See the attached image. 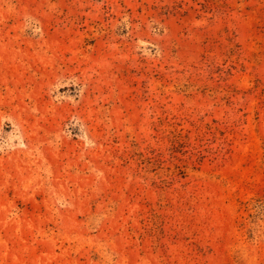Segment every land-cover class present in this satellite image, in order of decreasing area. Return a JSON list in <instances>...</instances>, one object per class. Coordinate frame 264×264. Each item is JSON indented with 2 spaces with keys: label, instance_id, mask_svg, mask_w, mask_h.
Returning a JSON list of instances; mask_svg holds the SVG:
<instances>
[{
  "label": "rangeland",
  "instance_id": "obj_1",
  "mask_svg": "<svg viewBox=\"0 0 264 264\" xmlns=\"http://www.w3.org/2000/svg\"><path fill=\"white\" fill-rule=\"evenodd\" d=\"M0 264H264V0H0Z\"/></svg>",
  "mask_w": 264,
  "mask_h": 264
}]
</instances>
